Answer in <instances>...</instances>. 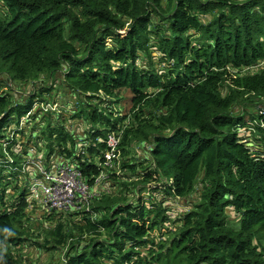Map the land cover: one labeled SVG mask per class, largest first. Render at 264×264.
<instances>
[{"label": "trees", "instance_id": "trees-1", "mask_svg": "<svg viewBox=\"0 0 264 264\" xmlns=\"http://www.w3.org/2000/svg\"><path fill=\"white\" fill-rule=\"evenodd\" d=\"M34 155L109 184L45 214L59 264H264V0H0V264Z\"/></svg>", "mask_w": 264, "mask_h": 264}, {"label": "rangeland", "instance_id": "rangeland-1", "mask_svg": "<svg viewBox=\"0 0 264 264\" xmlns=\"http://www.w3.org/2000/svg\"><path fill=\"white\" fill-rule=\"evenodd\" d=\"M258 70V67L254 68V70ZM256 70V71H257ZM58 84L56 83V86ZM39 87H41L42 85H39ZM30 89H33L34 91V87L31 85L29 87V89L27 88L25 91H23L21 93V96H25L26 94H30V92L32 93V91H30ZM56 91L59 90V86H57L55 88ZM126 98H131L130 93L125 92L124 93ZM124 109L122 107V111L124 113H127L129 111V109L131 108V103L126 105V102L124 103ZM51 109V108H49ZM79 109V113L82 112L83 115V119L85 118L86 114H87V110L84 109L82 106H78ZM46 110H48V108L46 107ZM53 110H55V112L58 111H62L60 108H58L56 105L53 106ZM31 150H28V154H30ZM120 156H115L114 158H112V171L116 170L118 171L120 169ZM24 160H27L29 163L34 164V167L37 170V174L35 175V177L31 178V182L30 185L28 186V194H29V202H30V206L27 208V214L29 215V220L25 221L26 226L28 227L27 233L30 235L29 237L31 238V241L25 243L24 245H22V247L20 248H15L13 249L14 251V258H12V260L16 261V264H59L64 256V252L59 251V250H54L52 248L51 245H49L51 243V237H50V233H51V226L56 223V220L54 218V220H50V219H44V220H40L38 218V213L43 212V209L41 207V203L42 200L41 198L37 197L38 195H34L32 196V200H30L31 198V190H32V186L35 184V182H33L34 179H38V183H41L44 181L42 175H43V168L38 167V163H37V157L34 155L33 157H27L24 156ZM118 174H121V170L119 171ZM27 181H25L24 183H26ZM26 186V184H24V187ZM109 186V184H106L105 182H101L100 184L96 185L95 187H90L91 191H93L94 189L96 190H103L105 187ZM20 190H24L23 187H20ZM19 192V190H18ZM14 191H11V194H13ZM147 195V194H145ZM188 208V207H187ZM186 207H178L175 211V214L173 215L174 218H177V214L180 212H184L185 209H187ZM50 215V214H48ZM168 226H171V224H168L160 229H156L155 231H153L151 233L152 238L155 239L156 243H160L162 240L167 241L169 240V238L172 237V233L169 231V229H167ZM172 228V227H170ZM66 247H64V249H66ZM11 262V261H9Z\"/></svg>", "mask_w": 264, "mask_h": 264}, {"label": "built area", "instance_id": "built-area-1", "mask_svg": "<svg viewBox=\"0 0 264 264\" xmlns=\"http://www.w3.org/2000/svg\"><path fill=\"white\" fill-rule=\"evenodd\" d=\"M109 145L111 150L105 156L107 161L105 167L111 169V161L115 157L118 145L115 137H109ZM43 171V182L38 183V179L33 180L35 184L30 192V200H32V196L40 194L37 197L42 200L41 207L44 214L76 213L88 209L94 196H97V190L91 191V185L70 162H59L51 170L43 168ZM102 180L101 176L96 180L97 184H100Z\"/></svg>", "mask_w": 264, "mask_h": 264}, {"label": "crops", "instance_id": "crops-1", "mask_svg": "<svg viewBox=\"0 0 264 264\" xmlns=\"http://www.w3.org/2000/svg\"><path fill=\"white\" fill-rule=\"evenodd\" d=\"M45 217H46V215H45L43 212L38 213V218H39L40 220H44V219H46Z\"/></svg>", "mask_w": 264, "mask_h": 264}]
</instances>
